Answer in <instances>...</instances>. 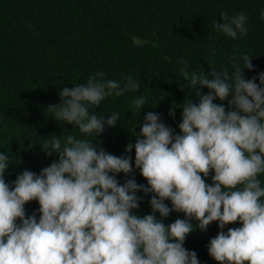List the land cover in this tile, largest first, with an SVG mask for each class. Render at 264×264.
Segmentation results:
<instances>
[{
  "label": "clouds",
  "instance_id": "1",
  "mask_svg": "<svg viewBox=\"0 0 264 264\" xmlns=\"http://www.w3.org/2000/svg\"><path fill=\"white\" fill-rule=\"evenodd\" d=\"M246 22L244 13L231 18L222 13L213 27L235 38L246 34ZM242 59L244 68L236 67L231 76L227 71L198 74L181 68L191 89L200 85L210 90H197L198 104L191 99L183 104L181 134L174 135L159 114L145 115L135 144L129 143L125 152L134 147L135 167L147 187L134 179L121 185L116 179L114 174L133 171L131 157L98 151L93 141L75 135H51L41 145L58 162L39 175L23 171L11 188L4 179L9 157L0 152V264H200L196 252L183 247L194 230L193 219L202 231L218 222L220 231L207 246L218 264H264V187L258 178L264 175V73L259 84L255 78L245 79L243 70L253 65L247 55ZM104 75L97 72L87 83L63 88L61 102L46 111L85 135L98 136L106 126L115 127L118 112L105 120L90 109L107 97L137 91L139 83L127 77L121 86ZM230 94L229 110L213 102ZM145 103L143 95L133 100L137 109ZM210 172L214 175L208 184L204 177ZM140 191L154 193L152 214L142 218L133 212ZM33 200L40 206L39 221L35 214H25V204ZM173 211L186 218L165 225L155 215L164 218ZM237 221L242 227L223 230Z\"/></svg>",
  "mask_w": 264,
  "mask_h": 264
},
{
  "label": "trees",
  "instance_id": "2",
  "mask_svg": "<svg viewBox=\"0 0 264 264\" xmlns=\"http://www.w3.org/2000/svg\"><path fill=\"white\" fill-rule=\"evenodd\" d=\"M262 10L264 0H0V152L8 155L10 164L5 182L11 188L23 171L39 175L43 168L58 162V156L47 155L41 145L55 134L75 135L93 141L98 151L102 148L117 157H131L133 171L114 174L116 179L121 185L134 179L147 187V180L135 167L134 147L125 152L129 143L135 144L145 115L159 114L174 135L181 134L178 125L183 104L190 99L198 104L197 90L201 94L210 91L200 85L191 89L183 80L182 67L189 73L214 70L231 76L236 67L244 68L242 56L247 55L253 69H244L243 75L259 84V74L264 73ZM222 13L229 18L244 13L246 34L231 38L215 31L213 24L221 20ZM97 72L121 86L127 77L139 83L137 91L107 97L90 109L105 120L118 112L117 125L106 126L95 136L54 120L46 109L61 102L62 89L87 83ZM141 95L146 103L137 109L133 100ZM230 99L231 94L224 101L217 98L213 102L229 110ZM172 106L176 108L170 116ZM212 175L214 172L204 177L206 183H212ZM258 178L264 187V175ZM136 195L140 201L134 214L141 218L152 214L154 193L140 191ZM165 204L172 207L169 200ZM24 207L26 217L35 214L39 221L38 201ZM155 215L165 225L186 218L175 211L164 218ZM190 222L194 230L183 247L195 251L200 264H218L207 247L220 231L218 222L210 223L204 231L195 219ZM236 227L242 224L237 221L223 230Z\"/></svg>",
  "mask_w": 264,
  "mask_h": 264
}]
</instances>
